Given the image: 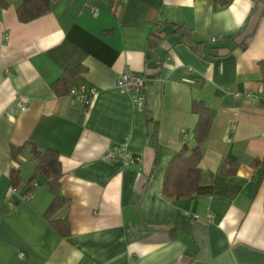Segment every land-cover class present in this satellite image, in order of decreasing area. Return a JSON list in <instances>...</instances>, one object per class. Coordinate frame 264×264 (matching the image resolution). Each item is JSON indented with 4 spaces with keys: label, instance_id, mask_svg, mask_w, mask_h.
<instances>
[{
    "label": "crops",
    "instance_id": "crops-1",
    "mask_svg": "<svg viewBox=\"0 0 264 264\" xmlns=\"http://www.w3.org/2000/svg\"><path fill=\"white\" fill-rule=\"evenodd\" d=\"M20 3L0 0V264H264V0H54L29 23ZM77 67L72 88L97 89L89 107L53 86ZM127 69L146 76L144 111L116 88ZM193 101L214 115L200 163L214 193L169 199ZM124 143L137 164L103 160ZM33 146L60 155L66 238L45 218L44 176L32 198L12 186L13 170L33 176Z\"/></svg>",
    "mask_w": 264,
    "mask_h": 264
},
{
    "label": "trees",
    "instance_id": "trees-1",
    "mask_svg": "<svg viewBox=\"0 0 264 264\" xmlns=\"http://www.w3.org/2000/svg\"><path fill=\"white\" fill-rule=\"evenodd\" d=\"M54 0H21L17 9L18 19L22 23H29L48 13ZM2 6H7L2 2ZM193 48L208 46L211 40L195 39L190 40ZM264 79V62L260 64ZM82 67L66 71L61 78L54 83V88L58 93L69 94L72 89L73 80L83 72ZM192 112L198 116L197 124L193 130V143L186 141L184 147L176 154L170 162L164 179L163 195L169 199H188L203 196H211L214 189L211 186L201 185L202 172L200 163L202 160V151L214 122L212 111L204 102L193 101ZM22 151V148H14L13 156L16 158ZM32 161L36 164L33 176L25 181L19 170H13L10 175L12 186L18 191L25 184L30 185V191L34 192L33 184L40 177L47 179L50 194L53 199L49 208L45 212V218L50 222L53 228L66 238L71 234L70 222L67 212L71 201L62 195L61 179L63 176L60 155L54 150L41 151L36 146L32 147ZM253 167L263 166L264 159H257L253 162ZM238 164L232 160H226L221 173L228 178L234 176L238 171Z\"/></svg>",
    "mask_w": 264,
    "mask_h": 264
},
{
    "label": "built area",
    "instance_id": "built-area-1",
    "mask_svg": "<svg viewBox=\"0 0 264 264\" xmlns=\"http://www.w3.org/2000/svg\"><path fill=\"white\" fill-rule=\"evenodd\" d=\"M93 13L97 14V11ZM219 41V38L211 39L212 43H218ZM146 81V76L134 73L127 69L119 75L116 81V88L120 92L128 94L138 110L144 111L147 108ZM96 94L97 89L94 87H82L80 90L72 88L69 92V96L73 99H82L86 107H89L92 104V100ZM27 102V99L24 98L20 100V106L23 111L27 109ZM184 139L185 141H188L189 135L187 133H184ZM102 158L108 162H122L126 166H132L139 162V158L131 153L127 143L109 149ZM14 191L17 190L14 188ZM33 196V192L27 193L28 198H32ZM20 257L24 258L25 253H21Z\"/></svg>",
    "mask_w": 264,
    "mask_h": 264
}]
</instances>
